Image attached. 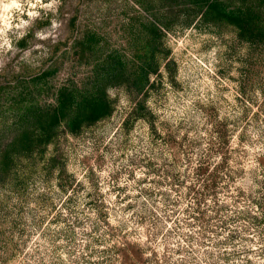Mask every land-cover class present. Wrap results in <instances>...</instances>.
Returning <instances> with one entry per match:
<instances>
[{"label": "rangeland", "instance_id": "374dc122", "mask_svg": "<svg viewBox=\"0 0 264 264\" xmlns=\"http://www.w3.org/2000/svg\"><path fill=\"white\" fill-rule=\"evenodd\" d=\"M127 14L125 0H0V81L46 61L74 18L124 48ZM174 28L173 71L139 97L110 89L109 118L61 133L21 196L0 191V264H264V49L226 25ZM88 72L63 63L52 84ZM141 99L150 123L133 117Z\"/></svg>", "mask_w": 264, "mask_h": 264}, {"label": "trees", "instance_id": "16d2710c", "mask_svg": "<svg viewBox=\"0 0 264 264\" xmlns=\"http://www.w3.org/2000/svg\"><path fill=\"white\" fill-rule=\"evenodd\" d=\"M125 2L128 14L119 23L124 48H112L109 39L96 30H78L74 18L66 41L55 42L46 61L0 81V191L21 196L38 159L44 160L47 148L61 133L78 136L109 118L114 112L110 89L124 88L139 97L151 88V77L159 76L162 66L173 71L175 63L168 61L165 38L178 23L190 27L198 20L205 25H226L235 30L241 43L264 49V0ZM63 63L89 68V72L54 88L52 79ZM133 111L135 120L150 123L152 115L144 100ZM56 163V158L44 161V170ZM198 171L203 172V167ZM1 208L2 204L0 212ZM142 255L139 249L133 258Z\"/></svg>", "mask_w": 264, "mask_h": 264}]
</instances>
